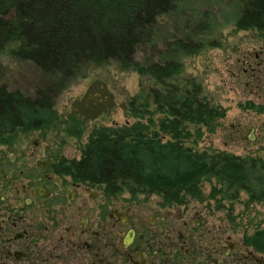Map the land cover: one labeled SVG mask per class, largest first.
<instances>
[{"label":"trees","instance_id":"16d2710c","mask_svg":"<svg viewBox=\"0 0 264 264\" xmlns=\"http://www.w3.org/2000/svg\"><path fill=\"white\" fill-rule=\"evenodd\" d=\"M173 1L0 0V55L62 78L82 64L136 73L137 90L120 106L126 123L92 127L78 159L64 163L74 180L112 196L154 195L164 204L207 200L216 211L222 203L231 211L243 194L245 208L264 206V150L262 157L194 150L204 132H214L225 109L207 99L195 78L184 76L180 61L134 60L135 50L151 41L157 18L173 10ZM234 31L253 33L264 43V0H243ZM172 45L188 56L200 49L189 40ZM52 96L50 88L26 96L0 84V137L55 132L79 140L99 109L89 102L88 117L79 111L58 115ZM245 108L264 113L262 105L247 102ZM204 183L210 186L206 195ZM242 242L264 254V226L244 234Z\"/></svg>","mask_w":264,"mask_h":264},{"label":"flooded vegetation","instance_id":"af4514ba","mask_svg":"<svg viewBox=\"0 0 264 264\" xmlns=\"http://www.w3.org/2000/svg\"><path fill=\"white\" fill-rule=\"evenodd\" d=\"M70 160L48 135L0 137V264H264L203 202L112 196Z\"/></svg>","mask_w":264,"mask_h":264},{"label":"rangeland","instance_id":"374dc122","mask_svg":"<svg viewBox=\"0 0 264 264\" xmlns=\"http://www.w3.org/2000/svg\"><path fill=\"white\" fill-rule=\"evenodd\" d=\"M242 2L174 0L173 10L157 18L151 41L135 50L134 60L140 65L166 59L180 61L184 76L195 78L207 99L225 109L214 132H204L193 145L194 150L262 157L264 113L257 114L245 107L247 102L264 106V43L253 33L234 31ZM175 40H189L199 44L200 49L188 56L173 48ZM0 84L8 91H19L26 96L38 89L50 88L52 106L58 115L79 111L88 117L89 102L94 111L99 109L98 116L86 123L79 140L65 138L61 133L48 134L53 143L60 145L63 156L78 159L79 149L92 127L126 123L120 106L136 92L138 77L134 72H119L112 64L100 69L82 64L70 78L43 75L28 62L0 55ZM209 188L204 183L201 192L206 195ZM244 199L240 194L239 200L232 203L231 211L228 203H222L223 209L216 211L212 201H203L214 215L215 224L222 222L230 226L227 234L233 239L264 226V206L253 204L245 208ZM227 215L233 218L232 222Z\"/></svg>","mask_w":264,"mask_h":264}]
</instances>
